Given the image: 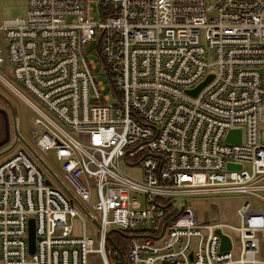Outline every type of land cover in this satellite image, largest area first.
Masks as SVG:
<instances>
[{
	"label": "built area",
	"instance_id": "2783aa9c",
	"mask_svg": "<svg viewBox=\"0 0 264 264\" xmlns=\"http://www.w3.org/2000/svg\"><path fill=\"white\" fill-rule=\"evenodd\" d=\"M27 7L25 18L0 23V82L36 114V151L53 153L55 173L99 227L18 144L0 163V264H120L113 228L130 240L128 264H264V0ZM92 44L117 106L96 81ZM232 130L240 144L226 141ZM223 195L242 197L238 227L201 221L180 201Z\"/></svg>",
	"mask_w": 264,
	"mask_h": 264
},
{
	"label": "rangeland",
	"instance_id": "374dc122",
	"mask_svg": "<svg viewBox=\"0 0 264 264\" xmlns=\"http://www.w3.org/2000/svg\"><path fill=\"white\" fill-rule=\"evenodd\" d=\"M218 0H206L208 6H214ZM27 3L28 0H0V23L7 20H15L25 18L27 15ZM90 61H94L98 69L95 71L96 81L104 84L105 90L102 91V95L110 96V104L115 106L119 105V100L116 97L115 90L107 76L105 69L103 68V61L100 57L99 51L96 49L95 44L87 47L85 49ZM207 60L210 64L215 62V56L212 51L209 52ZM215 68V67H212ZM0 73L3 74V69H0ZM12 81V79H10ZM0 93L3 94L8 101L14 106L16 115L20 120V128L22 136L28 141V143L36 149V139L42 133V129L38 128L37 133L33 134L31 132V127L36 114L31 110V108L16 96L12 91H10L5 85L0 82ZM32 101L33 98L27 93L23 92ZM91 94L95 98V90L92 88ZM0 102L7 105L5 101L0 98ZM22 145L19 146V148ZM18 148V147H17ZM41 157L46 161V163L53 169V171L58 173L57 163L53 159V153L40 154ZM122 169L129 175L138 177L140 172L138 170H133L127 167L125 164L122 165ZM180 201L186 206L191 207L196 214L200 217L201 221L204 222H221L229 224L234 227L239 226V220L236 215V208L241 203L242 197L239 196H205V197H190L186 199H180ZM89 212L97 214L91 209ZM81 223L82 221L77 218L73 221V226L75 228V233L77 235L81 234ZM139 228V227H138ZM116 229V228H113ZM150 226L140 227L138 230H148ZM96 229H94L87 220V233L94 239L97 237L95 235ZM117 232H113L112 236L115 237ZM233 238L235 236L232 235ZM262 247V259H264V239H261ZM93 255L89 256L90 262H94Z\"/></svg>",
	"mask_w": 264,
	"mask_h": 264
},
{
	"label": "water",
	"instance_id": "95a60500",
	"mask_svg": "<svg viewBox=\"0 0 264 264\" xmlns=\"http://www.w3.org/2000/svg\"><path fill=\"white\" fill-rule=\"evenodd\" d=\"M213 75H210L203 83H201L196 89L187 91V93L196 96L212 79ZM0 98L7 103V106L10 109L12 120H13V131L15 133L14 136V143L12 146V149H14L18 144H21L38 162L39 164L45 169V171L62 187V189L68 194V196L80 207V209L89 217L92 219L93 223L99 227L98 221L93 218V216L89 213V211L86 209V207L73 195L71 190L65 185V183L59 178V176L51 169V167L44 161V159L41 157V155L34 149L28 141L21 135L19 130V119L16 115L14 106L8 99L0 93ZM242 140V133L241 130H232L228 134L227 142L230 143H236L240 144ZM229 167L232 168L233 165L229 164ZM240 168V166H238ZM48 184H50V181H48ZM117 232L122 235H124L123 232H121L119 229H112L110 233L108 234V239L111 240V233ZM164 233V230L162 231L160 237ZM217 233L220 235V231H217ZM222 238V250H229L231 248V242L230 239L226 236H221ZM29 250L30 253L33 254L35 252V229H34V221L31 220L29 224Z\"/></svg>",
	"mask_w": 264,
	"mask_h": 264
},
{
	"label": "crops",
	"instance_id": "0c3cea01",
	"mask_svg": "<svg viewBox=\"0 0 264 264\" xmlns=\"http://www.w3.org/2000/svg\"><path fill=\"white\" fill-rule=\"evenodd\" d=\"M19 130L21 133L20 120ZM14 136L10 109L7 105L0 102V163L12 156L14 152V149H12Z\"/></svg>",
	"mask_w": 264,
	"mask_h": 264
},
{
	"label": "trees",
	"instance_id": "16d2710c",
	"mask_svg": "<svg viewBox=\"0 0 264 264\" xmlns=\"http://www.w3.org/2000/svg\"><path fill=\"white\" fill-rule=\"evenodd\" d=\"M115 235V237L112 236L113 243L108 241V246L118 250L120 264H128L126 262V258L130 240L128 237H126V235H122L120 233H116Z\"/></svg>",
	"mask_w": 264,
	"mask_h": 264
},
{
	"label": "flooded vegetation",
	"instance_id": "af4514ba",
	"mask_svg": "<svg viewBox=\"0 0 264 264\" xmlns=\"http://www.w3.org/2000/svg\"><path fill=\"white\" fill-rule=\"evenodd\" d=\"M126 235V234H125Z\"/></svg>",
	"mask_w": 264,
	"mask_h": 264
}]
</instances>
